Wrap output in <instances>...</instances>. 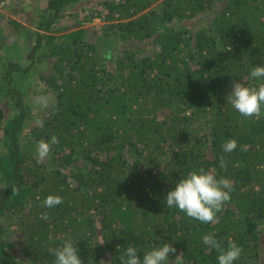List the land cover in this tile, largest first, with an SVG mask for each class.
Returning a JSON list of instances; mask_svg holds the SVG:
<instances>
[{"label":"trees","instance_id":"1","mask_svg":"<svg viewBox=\"0 0 264 264\" xmlns=\"http://www.w3.org/2000/svg\"><path fill=\"white\" fill-rule=\"evenodd\" d=\"M88 3L104 10L100 29L61 26L77 6L90 22ZM30 14L36 31L13 23L0 45V264H54L65 239L83 264L166 242L170 259L218 264L207 233L242 248L235 264H264V112L242 116L226 99L233 80L258 83L245 77L264 64V0H33ZM22 36L29 65L7 57ZM34 81L54 98L44 117L30 115ZM200 168L233 183L217 223L164 202ZM50 194L62 203L45 208Z\"/></svg>","mask_w":264,"mask_h":264},{"label":"clouds","instance_id":"2","mask_svg":"<svg viewBox=\"0 0 264 264\" xmlns=\"http://www.w3.org/2000/svg\"><path fill=\"white\" fill-rule=\"evenodd\" d=\"M247 80H256L258 83L253 86L244 83L242 80L232 81L231 91L226 97L227 103L242 116H259L264 112V64L253 65L249 71ZM37 104L47 107L49 103L48 95H38ZM43 124V121H37ZM59 143L58 137L51 136L48 140L41 139L37 142L35 154L38 159L46 158L52 146ZM237 148V141L229 139L224 145L225 152H231ZM223 166V160L221 161ZM233 190V183L227 177H217L204 168L189 172L184 178L175 183L166 196L165 205L168 208H175L185 213L188 217L198 220L201 223H217L220 219L218 213L225 203L230 201ZM45 208H53L62 203L59 195H48L43 200ZM43 219H48L47 212L42 214ZM202 242L207 249H215L218 252V264H235L240 258L242 248L236 242H229L227 247H223L217 239L215 233H207L202 236ZM176 254L177 249L172 243H163L146 250L142 255L139 249L128 244L119 257L120 264H168L169 254ZM53 255L54 264H83L80 250L77 247V240L65 239L57 247ZM175 264H183L182 254L175 255Z\"/></svg>","mask_w":264,"mask_h":264},{"label":"rangeland","instance_id":"3","mask_svg":"<svg viewBox=\"0 0 264 264\" xmlns=\"http://www.w3.org/2000/svg\"><path fill=\"white\" fill-rule=\"evenodd\" d=\"M160 2L162 1H158L157 5ZM88 5H89V10L93 13V15H95V17L92 20H90V22L89 20H84V16H85L84 14L79 15L78 17L75 16V13H79V11L81 10L79 6H77L74 9V12L71 18H65L60 22L61 26H73L74 27L73 29H75L78 26L84 25L85 27L90 26L96 29H100L103 26L104 21L102 19V16H98V15H104V10L102 11V8L97 3H88ZM32 11H33V0H26L24 4L20 3L18 0H15L10 5L7 13L0 17V27H5L3 31L5 32L7 31L6 33L0 32V45L6 44L8 42V36L11 35V33L13 32V28H14L13 23H16L18 25L16 26L18 30H21L22 28H28V29L36 31L37 29V26L35 23L36 16L30 14ZM78 23H81V24L76 25ZM10 29L12 31H10ZM73 29H70L68 31H71ZM14 34L17 36L16 31ZM29 39H30L29 36H22L20 39H18L19 45L21 47L20 48L21 51L20 52L17 51L19 49L17 46L16 47L11 46L10 47L11 51H9V55L7 56L8 60H15L19 64L29 65L30 60L27 61L26 59V56L28 54L27 53V48H28L27 43L31 42L29 41ZM1 54H3V52ZM40 54L41 53H39L38 55ZM34 62H35V66L31 69V71H35L34 69H37V65L40 63L38 58L37 59L35 58ZM46 63H47V60L44 61L45 65ZM44 70L46 71L47 74L50 73L48 68ZM34 83L35 85L33 87L32 92L29 94V100H28V105L30 107L29 109L30 115H33V116L40 115L41 117H44L47 113V108H49L50 105L54 102V98L50 97L48 94L44 92V88H45L44 83H40V82L38 83L35 81ZM23 84L27 85L28 83L24 82ZM23 91H24V88H23ZM38 95H48L49 96V103L47 107H42L41 105L35 102L36 97ZM0 105L5 106V101H4V104L0 102Z\"/></svg>","mask_w":264,"mask_h":264},{"label":"built area","instance_id":"4","mask_svg":"<svg viewBox=\"0 0 264 264\" xmlns=\"http://www.w3.org/2000/svg\"><path fill=\"white\" fill-rule=\"evenodd\" d=\"M15 0H0V16L5 15Z\"/></svg>","mask_w":264,"mask_h":264},{"label":"crops","instance_id":"5","mask_svg":"<svg viewBox=\"0 0 264 264\" xmlns=\"http://www.w3.org/2000/svg\"><path fill=\"white\" fill-rule=\"evenodd\" d=\"M4 28H5V27H3V28H0V30H1V29H4Z\"/></svg>","mask_w":264,"mask_h":264}]
</instances>
